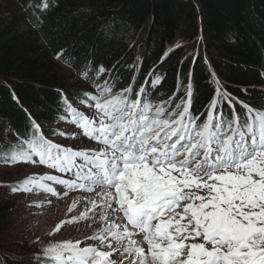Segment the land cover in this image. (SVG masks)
Here are the masks:
<instances>
[{
    "label": "snow or ice",
    "instance_id": "6c2138e0",
    "mask_svg": "<svg viewBox=\"0 0 264 264\" xmlns=\"http://www.w3.org/2000/svg\"><path fill=\"white\" fill-rule=\"evenodd\" d=\"M105 72L101 66L97 76ZM80 74L88 79L87 66ZM185 90L179 103L165 107L146 99L144 87L115 92L105 81L80 101L95 108L92 117L67 98L64 106L69 122L100 147L74 150L53 143L33 122L30 137L0 152L7 166L39 164L72 173L27 177L13 193L36 188L56 196L45 183L50 181L62 185L64 195L81 190L99 197L68 221L88 219L89 212L98 216L104 224L87 240L99 243L48 244L33 256L36 264H264V110L240 102L245 111L237 113L235 98L217 81L201 120L204 113L191 111V73ZM225 102L230 117L222 111Z\"/></svg>",
    "mask_w": 264,
    "mask_h": 264
},
{
    "label": "trees",
    "instance_id": "16d2710c",
    "mask_svg": "<svg viewBox=\"0 0 264 264\" xmlns=\"http://www.w3.org/2000/svg\"><path fill=\"white\" fill-rule=\"evenodd\" d=\"M14 1L44 49L56 57L63 53L59 59L78 74L87 66L86 81L93 86L107 81L115 92L144 87L145 98L153 104L171 101L167 105L174 107L191 73L195 85L191 111L204 113L201 120L217 81L235 98L237 113L245 111L240 102L264 110V97L253 88L264 80V0ZM42 3L49 7L42 10ZM191 29L201 39L200 52L189 56L184 48L171 50ZM36 55L33 46L9 37L8 29L0 31V122L19 142L33 134V122L54 125L64 117L60 110L65 109L66 97L81 101L85 93H55L64 81ZM101 66L106 72L98 77ZM221 108L231 116L227 102ZM3 224L0 217V231Z\"/></svg>",
    "mask_w": 264,
    "mask_h": 264
},
{
    "label": "rangeland",
    "instance_id": "374dc122",
    "mask_svg": "<svg viewBox=\"0 0 264 264\" xmlns=\"http://www.w3.org/2000/svg\"><path fill=\"white\" fill-rule=\"evenodd\" d=\"M4 29L9 30V37H16L21 43L31 45L35 50L37 49L36 56L39 63L45 64L51 69L57 79L64 81L63 86L54 88L55 93L61 96H66L64 93L71 90L95 93L96 86L86 81L87 79L81 74L76 73L70 64L44 49L35 29L25 17L21 7L14 0H0V31ZM193 31L194 29H191L188 34L186 31L181 34L171 50L181 47L186 50L189 56L192 53L194 55L200 52L202 48L201 39L198 34L195 33L194 35ZM184 88L186 89V87ZM184 88H181V91H183L180 97L186 96ZM253 88L264 97V80L254 85ZM67 100L75 108L90 117L96 111L95 108H88L86 104L82 105L77 98L69 97ZM177 103H179V99ZM155 105L170 107L163 102H158ZM36 113H39V111H36ZM60 113L69 120L65 109L60 110ZM68 120L66 122L65 119H60L54 125L43 121L39 125L40 131L53 143L70 147L74 150L100 147L96 142L84 137L81 130L74 124L69 123ZM50 131H52L51 134L49 133L51 138L48 134ZM59 132L75 133L76 136L74 138L71 135L60 136L56 134ZM19 143L18 139L0 122L1 152ZM43 175L70 178L72 173L62 175V173L56 172L54 169H49L39 164L18 163L7 166L0 162V217H2L4 222L0 231V257L4 260L3 264H36L33 256L39 253L43 246L51 243L75 242L79 240L82 242V247L99 243L98 241L87 240V237L96 233L104 224V221L99 220V218L96 222V217H93L91 212L88 213V219L68 223L74 217L86 212L81 209L80 205L74 208L71 207L74 201L84 204L93 196L92 193L74 190L64 195L65 188L62 185L52 184L50 181H45V183L51 184L56 189L58 193L56 196L36 188L32 192L13 193L11 191L13 186H16L18 182L23 181L25 178ZM96 199L99 200V197ZM91 207L89 206V208ZM69 208H72L71 212H69ZM61 222L64 223L61 224ZM121 223H124V221H121ZM58 225H61V228L57 232L56 228ZM138 239H140V236Z\"/></svg>",
    "mask_w": 264,
    "mask_h": 264
},
{
    "label": "bare ground",
    "instance_id": "6f19581e",
    "mask_svg": "<svg viewBox=\"0 0 264 264\" xmlns=\"http://www.w3.org/2000/svg\"><path fill=\"white\" fill-rule=\"evenodd\" d=\"M93 194V196L91 197V198H89V199H96L97 197L94 195L95 193H92ZM75 202V204H76V206L75 207H78L79 205L81 206V209L83 210V211H86V208H89V206H92L90 203H89V200H87L84 204L83 203H79L78 201L76 202V200L74 201ZM79 203V204H78ZM73 205V204H72ZM72 205H71V207H72ZM91 216V215H90ZM93 216V215H92ZM96 222L98 221V216H96Z\"/></svg>",
    "mask_w": 264,
    "mask_h": 264
}]
</instances>
